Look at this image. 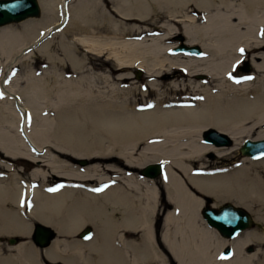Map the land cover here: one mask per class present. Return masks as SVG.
<instances>
[{"label": "bare ground", "instance_id": "1", "mask_svg": "<svg viewBox=\"0 0 264 264\" xmlns=\"http://www.w3.org/2000/svg\"><path fill=\"white\" fill-rule=\"evenodd\" d=\"M110 1L38 0V17L0 25V234L29 238L0 243V264H167L162 248L177 264H264L245 251L262 233L224 237L200 212L226 200L264 222V155L231 154L264 138V0ZM178 32L202 53L173 52ZM247 57L263 75L236 82ZM133 68L146 87H122ZM210 126L233 144L205 141ZM52 149L107 160L79 167ZM153 162L159 174L140 171ZM35 222L60 237L38 247Z\"/></svg>", "mask_w": 264, "mask_h": 264}, {"label": "water", "instance_id": "2", "mask_svg": "<svg viewBox=\"0 0 264 264\" xmlns=\"http://www.w3.org/2000/svg\"><path fill=\"white\" fill-rule=\"evenodd\" d=\"M15 0H0V3H13ZM23 6L16 9V10H10V9H0V25L11 22V21H19L21 19L27 18V17H35L39 16L41 13V8L38 0H22ZM175 51L183 50L185 52L189 53H196L201 54L202 50L201 47L198 44L193 45H186L184 43L180 44L179 46L174 48ZM140 69L138 68L136 71L137 76H140ZM203 139L205 141H216L218 142H224L226 145L230 144L232 142L231 138L224 135L222 132H219L214 127H207L202 132ZM218 141V142H217ZM239 151L241 154L249 155L250 157H258L264 154V138L260 139H252L249 137H246L242 140L241 144L239 145ZM78 162L81 164H86L87 159L84 157L77 158ZM162 171V164L161 162H153V163H147L142 169L141 172L148 176H156ZM218 208H220L218 210ZM244 211L247 212L244 208H242ZM241 209V210H242ZM229 213H238L242 215V212L239 211L238 207H236V204L230 201L222 202L219 206H209V205H203L200 212L203 218L206 220V222L215 227L217 231L224 237L232 238L237 236V234L248 227V221L249 217L247 215L241 216H235V219H233L231 222H225L221 217L223 216L224 212ZM248 213V212H247ZM233 216V214H232ZM240 220L241 222H236V220ZM228 225V226H227ZM230 226V227H229ZM90 231L89 226L85 227L84 230L80 233V236L85 237L88 235ZM55 230L52 229L49 226H46L43 223H35L33 226V233H32V239L39 245H47L49 241L54 237ZM1 239V237H0ZM19 238L17 236H10L8 237V241L10 243L17 242ZM232 255V249L231 247H227V250L223 252V257L229 258Z\"/></svg>", "mask_w": 264, "mask_h": 264}, {"label": "rangeland", "instance_id": "3", "mask_svg": "<svg viewBox=\"0 0 264 264\" xmlns=\"http://www.w3.org/2000/svg\"><path fill=\"white\" fill-rule=\"evenodd\" d=\"M103 1V3L105 4V5H108V6H110V8L112 7V2L110 1V0H102ZM77 2H78V0H70V3L71 4H77ZM41 14V13H40ZM164 15V17H163V20H165V19H167L166 18V15L165 14H163ZM162 15V16H163ZM35 17H38V16H35ZM163 20L162 21H160V22H158V23H154V24H150V25H148L149 23H144V24H147L150 28H153V26L154 25H161L162 23H163ZM149 21H152V20H149ZM149 21H147V22H149ZM128 22H131V21H128ZM176 27L179 29V28H181V25H179L178 23L176 24ZM184 39V40H183ZM168 40H169V42H171V43H178L177 45H180V44H182L183 42H185V38H184V36L180 33V32H178V33H176V34H174V35H172V36H170L169 38H168ZM264 51V50H263ZM173 52H174V48H173ZM107 57V55L106 56H102V59H104V58H106ZM97 61H100V60H97ZM251 65V60H249V58L247 57V58H245L243 61H242V63H240L238 66H236V68H235V72H234V79H237V80H240V81H245L246 79H243L244 77H248V76H251V77H253V78H260V77H262V75H263V73H259V72H257L253 67H251L250 66ZM105 67H107V66H105ZM137 69L138 68H133V69H131V70H126L125 72H130L132 75H133V78L131 79V80H129V81H127V82H125V83H123L122 84V87H130V86H134V85H140V86H142V87H146V83H147V77H146V75H145V71L142 69V68H139L140 69V76L138 77L137 76V74H136V71H137ZM0 70H1V72L4 74V73H6L7 72V68L6 67H1L0 68ZM10 74H13V73H19V72H21L22 71V65H14V66H11L10 67ZM94 70H96L95 72H97V73H101L102 72V69L101 68H95ZM2 74L0 73V76H1ZM195 79L196 80H201V81H203V82H206V81H209L210 80V78H209V76H207L206 74H204V73H198V74H196L195 76ZM109 92V91H108ZM151 95V94H150ZM143 96V92H141V91H136V93L134 94V97L133 96H131L130 95V97H132L131 98V101L132 100H134V99H136V98H140V97H142ZM149 97H151V96H149ZM149 99H152V98H149ZM133 102V101H132ZM255 137H256V135H255ZM233 144V143H232ZM231 144V145H232ZM231 145H228V146H231ZM55 152L56 154H58L60 157H62V158H68L69 160H71V162H74L73 164L74 165H76V166H79V167H84V166H86L85 164H81L80 162H78L77 160V158H75V157H73L72 155H70V154H68V153H64V152H58V151H56V150H53L52 149V152ZM232 156H235V157H243V154H241V152L239 151V147L237 148V149H235L232 153ZM88 161H87V163L89 162V163H92V162H95V161H99V162H102V164H103V162H105L107 159L106 158H104V157H90V158H88L87 159ZM18 166H20L21 168H22V171H23V173H26V172H28L29 171V169L32 167V164L31 163H29V162H25V161H22V162H20L19 163V165ZM142 169V168H141ZM141 171V170H140ZM198 196H201V197H203V195L200 193V192H195ZM223 201H226V200H223ZM223 201H221V202H223ZM212 202V201H211ZM211 202H209V204L211 203ZM231 202V201H230ZM211 205V204H210ZM35 223H38V222H35ZM34 223V224H35ZM34 226V225H33ZM86 226H90L91 227V229H92V231H94V228H93V225L92 224H87ZM85 226V227H86ZM33 229V228H32ZM78 235V234H77ZM76 235V236H77ZM10 236H17L19 239H21V240H26V239H29V238H26L25 236H23V235H20V234H17V233H9L8 235L6 234V235H4V234H0V237H1V239L2 240H0V243H1V245L3 246V248L5 249L6 248V246H11L12 244H14V243H9V242H7V237H10ZM31 236H32V234H31ZM30 236V239H31V241H32V237ZM55 237H60L57 233H56V236ZM78 237V236H77ZM34 244H35V242H33ZM36 245V244H35ZM38 247H40L41 248V246H38ZM160 251L162 252V254L164 255V259L166 260V262H167V264H177L176 262H175V260L173 259V257L171 256V254H170V252L169 251H167L166 249H160ZM3 253H5V252H3ZM57 264H61V263H59V262H57ZM146 264H161L159 261H156V260H154L153 258H150L147 262H146Z\"/></svg>", "mask_w": 264, "mask_h": 264}, {"label": "flooded vegetation", "instance_id": "4", "mask_svg": "<svg viewBox=\"0 0 264 264\" xmlns=\"http://www.w3.org/2000/svg\"><path fill=\"white\" fill-rule=\"evenodd\" d=\"M249 215L252 221H250L248 227L246 229L248 230H256L263 234V238L261 240L254 238L251 242H249L245 246V251L248 253H253L258 251L259 249L264 250V222L261 220L256 219L255 214L249 210ZM8 241V240H7ZM44 246H41L43 248ZM226 251V250H225ZM224 251V252H225ZM223 250L219 253V257H223ZM43 259V258H42ZM228 260V259H225ZM53 264H57L55 262H52Z\"/></svg>", "mask_w": 264, "mask_h": 264}, {"label": "snow or ice", "instance_id": "5", "mask_svg": "<svg viewBox=\"0 0 264 264\" xmlns=\"http://www.w3.org/2000/svg\"><path fill=\"white\" fill-rule=\"evenodd\" d=\"M22 6H23L22 0H15V2H13V3H0V9H10V10H13V11L18 9V8H20V7H22ZM261 35H264V32H262ZM239 51H240L241 55H243L245 50L243 48H241ZM240 63H242V61H237V65H234V68L236 66H238ZM229 78L230 79L232 78L231 73L229 74ZM252 78L253 77L248 76V77H244L243 79L250 80ZM236 82H240V81L237 80ZM0 97H2V94H0ZM262 155H264V154H262ZM56 190L57 189H55V188L49 189V191H56ZM94 191H102V189H94ZM221 219H223L225 222H231L233 219H235V217L232 216L231 213L226 211V212H224V214L221 217ZM90 238L91 237H86V239H90ZM221 258L224 259V258H227V257H221Z\"/></svg>", "mask_w": 264, "mask_h": 264}]
</instances>
